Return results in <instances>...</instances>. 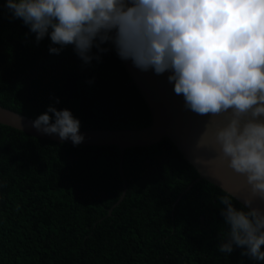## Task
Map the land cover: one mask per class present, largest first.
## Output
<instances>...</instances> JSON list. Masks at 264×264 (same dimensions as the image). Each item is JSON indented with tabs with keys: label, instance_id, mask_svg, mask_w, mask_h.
I'll return each mask as SVG.
<instances>
[{
	"label": "trees",
	"instance_id": "obj_1",
	"mask_svg": "<svg viewBox=\"0 0 264 264\" xmlns=\"http://www.w3.org/2000/svg\"><path fill=\"white\" fill-rule=\"evenodd\" d=\"M5 4L0 107L33 121L49 106L68 109L84 131L150 125L110 43L102 45L106 53L92 49L100 59L90 64L72 45L50 54V38L37 44ZM121 170L126 190L112 208L123 183L115 147L57 145L0 125V264H264L239 248L219 252L227 232L219 197L226 194L196 181L167 139L124 150Z\"/></svg>",
	"mask_w": 264,
	"mask_h": 264
},
{
	"label": "clouds",
	"instance_id": "obj_2",
	"mask_svg": "<svg viewBox=\"0 0 264 264\" xmlns=\"http://www.w3.org/2000/svg\"><path fill=\"white\" fill-rule=\"evenodd\" d=\"M5 7L37 44L50 38V54L72 45L90 64L100 59L92 49L106 53L102 45L110 43L142 72H171L168 82L186 109L227 113L216 143L228 166L246 176L252 196L264 200V0H6ZM31 126L73 146L85 139L68 109L49 106ZM219 201L227 226L219 252L239 248L241 256L264 261V210L252 207L253 198L237 209L230 193Z\"/></svg>",
	"mask_w": 264,
	"mask_h": 264
},
{
	"label": "water",
	"instance_id": "obj_3",
	"mask_svg": "<svg viewBox=\"0 0 264 264\" xmlns=\"http://www.w3.org/2000/svg\"><path fill=\"white\" fill-rule=\"evenodd\" d=\"M110 45L115 51L114 46ZM119 60L147 106L151 117L150 125L138 131L79 130L85 138L79 146L115 147L118 150L119 174L123 183L121 195L112 208L121 202L126 190L121 170L124 150L150 147L167 139L183 160L196 172V181H205L226 195L232 194L233 200L243 207L244 199L253 198L252 207L264 210V200L252 196L246 176L236 173L228 166V160L222 156L220 146L216 143V132L227 124L229 115L225 113L211 117V114L202 116L194 113L185 108L183 95L175 94L174 83L168 82L171 72L166 71L161 75L155 74L154 70L142 72L134 67L131 60L123 61L120 58ZM32 121L25 116L0 107L1 126L39 141L73 146L71 140L62 142L56 135L48 136L38 133L31 126ZM198 143L201 147H197Z\"/></svg>",
	"mask_w": 264,
	"mask_h": 264
}]
</instances>
